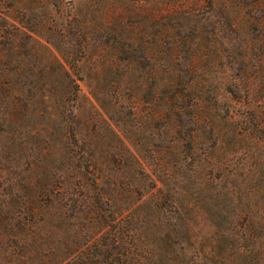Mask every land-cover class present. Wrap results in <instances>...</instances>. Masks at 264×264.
<instances>
[{"label":"rangeland","instance_id":"374dc122","mask_svg":"<svg viewBox=\"0 0 264 264\" xmlns=\"http://www.w3.org/2000/svg\"><path fill=\"white\" fill-rule=\"evenodd\" d=\"M64 1L60 14L51 11V15L90 29H98L96 25L104 21L148 23L151 15L200 3ZM10 2L18 9L12 14L19 15L17 21L32 16L23 10L29 2ZM39 15L36 10L35 17ZM55 39L60 52L53 53L69 79L59 69L43 79H13L12 87L29 93L26 107L15 114L8 113V101L0 98V264H107L130 240L147 264L264 263V146L255 144L250 134L238 135L230 128L211 138L201 129H182L180 140L165 149L169 135L163 130L151 133L150 66L130 61L137 54L126 51L115 71L99 72L98 62L83 54L80 44ZM222 47L232 53L226 40ZM220 55V67L202 85L217 86V101L229 103L220 93L227 82L224 74L236 64L232 57ZM18 60L26 69L22 55L11 56L10 66ZM68 80L73 87L66 86ZM66 87L76 95L69 105L86 115L99 114L101 144L90 145L94 160L88 167L86 163L75 167L81 163L64 147L68 121L60 120L56 112ZM110 87L117 90L116 98L110 96ZM241 119L234 115L232 122ZM69 125L75 128V123ZM121 150L126 168L108 160L112 151L118 155ZM62 185L84 193L74 195L80 203L73 218L60 214L54 193L50 194ZM81 199L101 204V217L84 220ZM119 230H123L120 240Z\"/></svg>","mask_w":264,"mask_h":264},{"label":"trees","instance_id":"16d2710c","mask_svg":"<svg viewBox=\"0 0 264 264\" xmlns=\"http://www.w3.org/2000/svg\"><path fill=\"white\" fill-rule=\"evenodd\" d=\"M9 1L0 0V98L8 101L9 114L25 108L29 97V93L11 86L13 79L15 82L34 76L43 79L56 69L64 71V76L69 79L68 70L53 53V50L60 52L57 38L62 43L74 41L80 44L83 54L94 63L98 62L95 69L99 72L104 69L115 71L126 51L137 54V58L129 57L130 61L142 60L144 65L150 66L151 133L163 130L169 135L165 149L180 140L182 129H201L211 138L216 131L230 128L238 135L250 134L255 144L264 146V0H196L200 2L197 7L187 6L166 14L151 15L147 18L148 23L104 21L96 25L102 33L76 20L55 19L51 13L60 14L59 6L63 0H14L17 4H30L23 10L32 16L20 17V21L15 19L19 15L12 16L18 9ZM36 10L40 17H35ZM125 29L128 35L122 37ZM225 40L232 46L231 54L228 47L221 48ZM223 53L225 59L232 57L231 62L236 66L229 67L224 74L227 82L220 96L234 101V106L231 101H217V86L202 85L208 81L211 72L220 67V54ZM13 55H22L28 62L27 68L22 69L19 60L10 66ZM71 82L66 81V86L73 87ZM112 82L113 86L115 81ZM65 90L56 112L60 120L68 121L63 132L64 147L71 158L81 163H75V167H81L83 163L88 167L94 160L88 150L90 145L101 144L99 114L86 115L73 104L69 105L76 95L67 87ZM110 90V96L116 98L117 90L111 87ZM93 97L98 99V96ZM134 114L136 112L132 111ZM234 115L242 117L240 122H232ZM70 123H75V128ZM123 151L118 155L112 151L108 159L118 168L127 167ZM122 176H126L125 173ZM124 184L122 180L121 185ZM52 193L60 214L65 218L75 217L80 198L74 195L84 193L78 189L72 192L66 185L50 191ZM80 201L84 220L90 222L98 215L101 217V204L88 203L87 199ZM245 226L247 230L252 227L250 222ZM122 234L123 230H119V240L123 239ZM126 243L128 247L121 246L116 260L111 258L107 264H147L146 256L138 247H134L131 240ZM262 253L264 255V250Z\"/></svg>","mask_w":264,"mask_h":264}]
</instances>
